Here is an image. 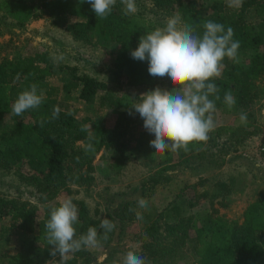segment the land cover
Masks as SVG:
<instances>
[{
	"label": "trees",
	"instance_id": "trees-1",
	"mask_svg": "<svg viewBox=\"0 0 264 264\" xmlns=\"http://www.w3.org/2000/svg\"><path fill=\"white\" fill-rule=\"evenodd\" d=\"M135 3L136 11L126 14L121 0H116L111 14L100 19L88 3L80 0H32L30 4L24 0H0V36L8 34L6 43L13 44L12 30L24 29L31 21L46 17L52 25L63 22L65 33L73 41L89 46L96 41L103 47L105 43L115 46L114 67L125 74L126 85L147 92L156 87L167 90L172 85L168 82L162 88L161 80L148 74L147 61L131 58L130 52L138 46L140 36L164 27L174 14H179L185 23L195 22L197 32L203 31L204 21L221 23L225 29H233V39L239 41L237 55L242 60L223 61L221 76L213 81L220 96L215 107L219 115L232 116L237 123L219 127L215 131V135H221L219 144L214 137L210 138L206 150L225 158L245 140L256 138L258 125L248 119L252 118L249 109L264 102V0H243L241 7L231 10H225L220 1H213L206 13H200L190 0H135ZM247 11L252 13L251 20L245 19ZM65 16L75 19L65 23ZM55 72L61 75L58 89L46 81ZM119 73L116 72L117 78ZM32 84L43 92L42 105L21 116L12 115L11 105L18 93ZM228 91L235 97L231 108L223 99ZM58 92L64 96L74 92L75 99L88 106L98 101L100 107L106 106L113 114L112 125L106 127L88 118L77 120L67 105L58 100ZM129 97L139 96L111 94L96 77L78 73L75 67L57 66L41 50L22 53L11 45L0 57V170L16 177L34 196V202L0 196V264H47L52 260L58 264L59 255L49 254L51 246L44 238V225L50 209L60 205L56 201L58 196L72 195L71 187L88 188L94 173L92 160L99 152L105 180L110 175L118 177L128 165L144 166L149 176L139 185L143 194L169 182L171 173L180 171V164L187 158L203 154L199 148L204 142L190 145L187 152L153 150L149 143L153 137L144 129L139 114L129 115L135 102ZM54 107L60 109L57 119H52ZM242 113L247 117L244 122L240 118ZM41 119L45 121L42 127ZM84 125L90 126L88 130H81ZM88 143H92L94 150L86 151ZM150 163L155 164V170H151ZM177 186L171 200L155 209L142 231L135 233V245L126 253L135 251L146 258L147 264H264V190L246 201L240 218L229 219L220 210L232 203L231 181L210 183L197 178ZM72 202L78 208V223L74 225L77 237L89 227H96L102 234L99 225L103 219L114 223L120 232L126 217L132 221L130 209L136 207L135 201L115 207L112 212H118L116 222L109 210L104 213L98 205L91 210L82 201ZM115 236L114 229L106 241L101 235L102 246L95 249L106 252L100 260L92 250L83 249L70 254L64 264H117V256L109 248ZM190 241L192 262L183 256Z\"/></svg>",
	"mask_w": 264,
	"mask_h": 264
},
{
	"label": "rangeland",
	"instance_id": "rangeland-1",
	"mask_svg": "<svg viewBox=\"0 0 264 264\" xmlns=\"http://www.w3.org/2000/svg\"><path fill=\"white\" fill-rule=\"evenodd\" d=\"M30 4L32 0H24ZM195 4L200 13L209 12V6L213 1H220L222 7L225 10H231L235 7H229V0H190ZM122 2V0H121ZM122 7L126 6L122 3ZM135 7L137 5L135 3ZM133 13V12H132ZM252 13L247 11L245 13V19L251 20ZM74 17L65 16V23L74 21ZM51 19L42 18L29 22L24 29H13L15 33L11 37L13 44H7L9 39L8 34H2L0 36V57L10 49L11 45H14L23 53L26 51L41 50L47 53L57 66H70L75 67L78 73L90 74L92 77H96L99 81L105 83L106 91L111 94L120 95L122 93H131L137 96L145 93L143 88L129 87L125 83V74L119 73L114 67L116 59L117 48L111 44L105 43V47L98 41L94 45H84L80 42L73 41L64 31V23L59 22L58 25H52ZM7 46V47H6ZM238 60L242 58L237 55ZM116 72L119 73L117 78ZM52 77L46 79L50 87L56 89L61 85V75L59 72H55ZM162 88H166L168 83L167 78L161 80ZM173 88H166L171 91ZM75 93L72 95L64 96L58 92L56 97L67 105L68 111L77 119L88 118L94 122L104 124L106 127H110L113 123V114L108 110L106 106H99V102L95 101L92 105L88 106L81 101L75 99ZM251 119L258 125L259 132L256 138H249L245 140L236 152L230 153L225 158L215 156V152L208 153L207 142L199 148L203 150V154L199 157L197 153L193 154L185 160L183 164H180V171H174L171 173V179L169 182H165L160 185L154 186L152 189L141 193L139 187L141 181L145 180L149 174L146 173L144 166L138 164H131L125 168V172L118 177L108 176L109 179L105 180L102 175L104 171L102 155L99 152L94 156L92 165L94 167V173L92 180L88 188L73 189V194L70 196L60 195L56 198L58 203L63 202L67 198H71L72 201H82L88 208L92 210L95 205L104 212L116 206V202L121 197H127L129 192H133L136 195L134 204L136 207L133 209V219L123 220L121 231L118 228L115 229V237H112L110 250L117 256L118 263L123 264V258L128 248L134 246L135 233H140L145 226V221L150 218L155 209H160L168 201L171 200L173 193H176L177 188L182 181L189 183L194 182L197 178L206 179L207 181H225L232 182L233 189L231 191L230 199L232 203L225 209L220 210L227 218H240L241 211L246 201H249L257 192L264 190V155L257 153L255 143L264 133V102H260L257 105L252 106L249 109ZM215 128L209 133V139L214 137L217 145L219 144L218 137L221 135H215V131L221 126L233 125L236 119L232 116L225 117L219 115L216 111L212 113ZM239 118V117H238ZM202 153V152H201ZM151 170H155L154 165L150 163ZM149 166V167H150ZM146 173V174H145ZM170 173L166 175L168 177ZM103 177V179L101 178ZM77 189V190H76ZM240 190L241 192H237ZM0 196L19 198L22 200H29L34 202V196L29 189L21 185L17 178L10 173H4L0 170ZM143 198L147 202L146 208H141L138 205V200ZM40 208V206L38 207ZM118 212L110 211L109 214L116 220V214ZM129 215V214H128ZM139 217L141 218H137ZM118 233V234H117ZM191 241L188 243L183 256L187 258L188 262H192L190 258ZM93 254L100 260L106 251H102L95 248H90ZM48 264V263H47Z\"/></svg>",
	"mask_w": 264,
	"mask_h": 264
},
{
	"label": "clouds",
	"instance_id": "clouds-1",
	"mask_svg": "<svg viewBox=\"0 0 264 264\" xmlns=\"http://www.w3.org/2000/svg\"><path fill=\"white\" fill-rule=\"evenodd\" d=\"M80 3H88L96 17L105 19L111 14L116 0H80ZM122 3L126 6V14L136 11L135 0H122ZM242 4L243 0H229V7L239 8ZM194 24L185 23L179 14H174L164 27L140 36L138 46L130 52L132 59L147 61V72L151 77L167 78L173 86L171 91L156 87L139 97H129L135 101L129 115L139 114L144 129L153 137L149 142L151 148L161 153L187 152L190 145L209 139V133L215 128L212 115L216 111L215 101L220 99L219 89L213 81L221 76L225 58L237 59L239 41L233 39L231 27L225 29L223 24L207 20L202 23L203 31L197 32ZM223 99L229 108L235 105V97L230 91ZM43 101V92L37 84H32L18 93L11 105V114L21 116L28 110L38 109ZM59 113V107H54L52 119L59 118ZM240 118L242 122L246 121V114L242 113ZM44 123L41 119L39 126ZM89 127L84 125L81 130L86 131ZM85 149L94 150L92 143L86 144ZM138 205L146 208L147 202L140 198ZM137 218L141 217L138 215ZM77 223L78 208L71 198L50 209L44 238L51 246L50 256L59 255L58 264H64L70 254L101 247V235L106 241L108 233L115 227L110 220L103 219L99 225L102 234L96 227H89L85 234L77 237L74 227ZM48 264L57 262L52 260ZM123 264H147V261L130 250L125 254Z\"/></svg>",
	"mask_w": 264,
	"mask_h": 264
},
{
	"label": "bare ground",
	"instance_id": "bare-ground-1",
	"mask_svg": "<svg viewBox=\"0 0 264 264\" xmlns=\"http://www.w3.org/2000/svg\"><path fill=\"white\" fill-rule=\"evenodd\" d=\"M136 194L133 192H129L127 194V197H121L120 199H118V201L116 202V208H120L121 204L125 203V202H129V201H135L136 200ZM110 211H113V208L110 209Z\"/></svg>",
	"mask_w": 264,
	"mask_h": 264
},
{
	"label": "built area",
	"instance_id": "built-area-1",
	"mask_svg": "<svg viewBox=\"0 0 264 264\" xmlns=\"http://www.w3.org/2000/svg\"><path fill=\"white\" fill-rule=\"evenodd\" d=\"M255 148L257 149V153L264 155V133H262L260 138L255 143Z\"/></svg>",
	"mask_w": 264,
	"mask_h": 264
}]
</instances>
